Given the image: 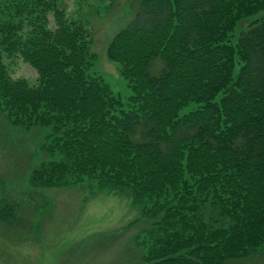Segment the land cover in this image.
Listing matches in <instances>:
<instances>
[{"label": "trees", "instance_id": "16d2710c", "mask_svg": "<svg viewBox=\"0 0 264 264\" xmlns=\"http://www.w3.org/2000/svg\"><path fill=\"white\" fill-rule=\"evenodd\" d=\"M264 0H140L107 47L130 96L100 77L92 32L58 0H0V120L47 129L37 189L85 185L143 220L141 264H227L264 249ZM53 16L54 27L50 16ZM247 29L232 43L240 23ZM4 55L33 67L14 79ZM16 207L0 204V222Z\"/></svg>", "mask_w": 264, "mask_h": 264}, {"label": "rangeland", "instance_id": "374dc122", "mask_svg": "<svg viewBox=\"0 0 264 264\" xmlns=\"http://www.w3.org/2000/svg\"><path fill=\"white\" fill-rule=\"evenodd\" d=\"M71 20L92 32L97 61L89 74L108 83L123 102L130 96L119 65L107 57L113 36L135 17L140 0H58ZM264 15V12L251 18ZM240 23L232 43L247 29ZM51 26L53 16H50ZM9 74L37 84L36 70L19 56L4 55ZM47 129L26 133L0 120V204L16 207L13 224L0 222V264H141L135 237L147 225L125 197L95 195L85 185L37 189L31 172L53 158L41 150ZM227 264H264V249L254 257Z\"/></svg>", "mask_w": 264, "mask_h": 264}]
</instances>
